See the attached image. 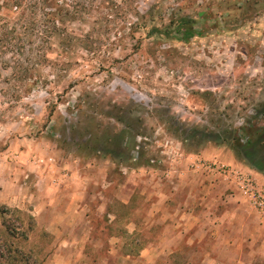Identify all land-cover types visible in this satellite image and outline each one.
Returning <instances> with one entry per match:
<instances>
[{
    "label": "rangeland",
    "instance_id": "374dc122",
    "mask_svg": "<svg viewBox=\"0 0 264 264\" xmlns=\"http://www.w3.org/2000/svg\"><path fill=\"white\" fill-rule=\"evenodd\" d=\"M131 1L112 16L102 8L91 26L69 23L78 36L94 32L96 52L79 49L67 59L58 57L57 47L48 48L57 62L35 64L41 79L30 93L24 92L16 48H0V179L11 177L15 190L27 182L33 191L42 165L48 164L51 182V176L80 173L87 180L86 213L99 233L90 250L100 262L264 264V249L260 252L254 243L228 249L208 234L201 243L173 246L170 253L158 232L127 234L131 221L141 225L159 217L160 191L182 201L190 186H206L207 164L230 166L264 184L230 161L232 156L249 168L228 145L206 141L199 148L197 141H186L175 131L220 132L255 118L264 124V0ZM2 15L0 0V36ZM186 15L197 20L194 30L200 35L188 42L168 37L166 32ZM154 27L165 33L154 34ZM107 138L123 142L119 155H106L114 147ZM176 180H181V191L174 188ZM22 212L7 215L17 229L14 242L43 264L56 242L38 236L34 218ZM3 231L0 217L2 240L8 238ZM112 234L120 237L117 242ZM151 245L160 247L155 259L142 256ZM112 247L117 253L111 255ZM211 249L219 258L203 257Z\"/></svg>",
    "mask_w": 264,
    "mask_h": 264
},
{
    "label": "crops",
    "instance_id": "0c3cea01",
    "mask_svg": "<svg viewBox=\"0 0 264 264\" xmlns=\"http://www.w3.org/2000/svg\"><path fill=\"white\" fill-rule=\"evenodd\" d=\"M230 161L264 182L263 175L242 166L234 157L231 156ZM43 166L41 167L44 168ZM45 166L44 169L40 167L35 176L38 187L33 191L28 190L27 182H22L21 190H15L10 185L13 180L11 177L0 179V187H4L0 188L1 205L27 210L35 220L38 236H48L56 242L43 264H107L100 262L101 258L98 260L90 250L92 241L99 233H95L94 224L86 213L89 208L83 203L87 194V180L80 173H74L76 176L68 173L61 175L60 179L51 176V182L49 175H46L48 164ZM192 175L196 176V173ZM204 176L206 186H190L191 189L187 188L186 198H182V201L171 200L172 195L160 191V203L156 208L159 217L155 219L154 216L141 225L131 221L127 225V234L132 236L143 230L158 232V241L166 248L170 247V253L175 252L173 246L193 247L196 243H201L208 234L216 242L221 241L228 249L254 243L262 252L264 220L249 206L233 184L217 181L208 173ZM180 182L181 180L175 182L174 188L177 191L182 190ZM112 223L113 220L110 221L111 226ZM143 235L140 234L141 237ZM110 238L117 242L120 237L112 234ZM159 250L160 247L156 245L145 247L142 256L152 254L155 259ZM213 251L214 249L207 250L203 257L219 258ZM109 253H117L116 248L112 247ZM126 257L130 258V253Z\"/></svg>",
    "mask_w": 264,
    "mask_h": 264
},
{
    "label": "trees",
    "instance_id": "16d2710c",
    "mask_svg": "<svg viewBox=\"0 0 264 264\" xmlns=\"http://www.w3.org/2000/svg\"><path fill=\"white\" fill-rule=\"evenodd\" d=\"M132 2L131 0H2L1 36L0 48L8 49L12 44L16 48L20 60H18L20 73L25 82L24 92L30 93L40 83L35 64H47L56 61L49 57L48 48H56L60 51L58 57L70 58L72 53L79 49H85L89 53H95L99 45L98 38L94 32L89 31L81 35L74 34L69 30L68 24L80 22L91 26V20L95 13L105 10L111 15L114 10H123L122 4ZM103 8V9H102ZM108 18V17H107ZM96 19L92 23L91 30L95 31L99 23ZM173 30L166 32L170 38L188 42L201 32L194 30L197 20L186 15L176 20ZM167 30V29H166ZM153 33H165L158 27L153 28ZM101 41V40H100ZM57 62V61H56ZM68 64L71 61L67 62ZM40 77V76H39ZM27 81V83H26ZM264 108V105H262ZM264 113V111H263ZM177 133L185 135V140H195L199 148L206 141L214 142L218 146L228 145L237 159L264 176V124L258 119L249 122L239 128H227L220 132L210 131L193 127L191 129H176ZM209 135L216 136L209 140ZM90 140V139H89ZM88 140V141H89ZM114 147L107 154L119 155L123 142L112 140ZM110 140H106L110 143ZM204 140V141H203ZM193 150V149H192ZM10 213L22 215L19 209H12L6 205H0V217L2 226L5 228L3 239L0 233V263L1 264H42L38 258H33L16 246L18 239L16 227L9 224L7 215ZM19 219V218H18ZM20 220V219H19ZM26 237V234H22ZM17 238V239H16Z\"/></svg>",
    "mask_w": 264,
    "mask_h": 264
},
{
    "label": "built area",
    "instance_id": "2783aa9c",
    "mask_svg": "<svg viewBox=\"0 0 264 264\" xmlns=\"http://www.w3.org/2000/svg\"><path fill=\"white\" fill-rule=\"evenodd\" d=\"M206 170L231 183L248 202L249 206L264 220V184L256 178L218 163L205 165Z\"/></svg>",
    "mask_w": 264,
    "mask_h": 264
}]
</instances>
